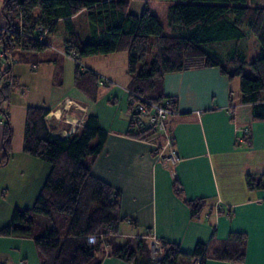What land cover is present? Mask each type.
<instances>
[{"label": "crops", "instance_id": "0c3cea01", "mask_svg": "<svg viewBox=\"0 0 264 264\" xmlns=\"http://www.w3.org/2000/svg\"><path fill=\"white\" fill-rule=\"evenodd\" d=\"M3 2L0 0L1 29L7 25ZM167 2L166 13L171 1ZM145 4L158 16L157 2L153 6ZM61 48L55 49L52 44L43 50L42 57L38 56L40 50L16 53L9 59L0 49V71L3 57L9 65L13 59H34L32 70L36 72L29 78L32 83L22 86L16 77L17 84L29 91L20 98L24 126L28 106L48 107L46 124L59 137L81 128L90 114L97 115L106 137L101 151L90 156L89 165L94 176L118 192L122 218L106 235L122 234L126 239L135 238L134 243L140 238L149 241L156 235L192 255L200 243L212 250L221 246L231 232H242L246 235L243 261L207 256L203 264H264V186L256 184L264 183V119L254 118L252 104L242 101L237 78L223 74L218 66L166 74L164 94L177 100L178 111L169 121L180 155L178 162L166 163L155 152V142L128 134L127 89L132 76L127 72V55L120 51L96 56L94 59H105L103 66L92 58L90 66L108 78L98 83V97L92 100L76 87V64ZM121 59L124 73L115 67ZM11 67L14 71L13 63ZM2 106L9 112L15 137L13 104L8 101ZM4 124V117H0V159ZM23 138L24 131L19 145L12 138L11 156L0 164V228L11 222L16 207H32L51 170L49 161L23 150ZM250 176L255 179L253 185ZM198 199L203 206L196 216L189 201ZM106 235L101 236L100 264H136L113 253L128 239L108 240ZM34 236L0 234V264H40L41 253ZM189 258V264H193Z\"/></svg>", "mask_w": 264, "mask_h": 264}, {"label": "trees", "instance_id": "16d2710c", "mask_svg": "<svg viewBox=\"0 0 264 264\" xmlns=\"http://www.w3.org/2000/svg\"><path fill=\"white\" fill-rule=\"evenodd\" d=\"M165 25L145 4L140 14L130 10L131 0H4L3 14L7 25L1 29L0 49L6 58L16 53L45 50L52 46L47 39L58 25L65 26L62 53L71 56L76 64V87L96 100L100 74L92 67L82 70L81 63L93 55L113 52L127 53V71L131 73L130 90L138 95L161 101L166 74L187 69L218 66L230 78L240 77L242 101L252 104V116L264 119V0H169ZM87 16L88 39L74 20ZM167 27L168 30L167 31ZM247 33L260 43L259 55L248 61L237 48L221 52L214 42L243 39ZM156 51H153V48ZM18 61V59H17ZM249 64L254 75L245 73ZM11 64L0 71V109L5 119L3 156L5 164L11 156L13 128L9 112L2 104L10 99V86L17 85ZM5 75V76H4ZM50 109L28 106L25 117L23 150L51 163V170L34 204L14 209L12 220L0 228V234L33 236V213L69 219L64 234L57 226L36 235L35 243L41 253L40 264H100L98 252H103L101 236L115 230L119 221V194L106 181L94 176L87 155L98 154L104 144L106 131L95 114H90L81 128L65 137L53 134L45 121ZM128 134L148 141H160L153 128ZM98 141L92 145L93 139ZM253 185L254 178H248ZM258 186H264L256 181ZM192 215L202 209L201 199L191 200ZM96 242L88 235L99 233ZM246 235L233 231L221 246L212 250L206 243L197 245L194 254H185L178 244L163 241L161 259H153L149 241L140 238L115 247L113 253L136 264H178L183 256L198 259L203 264L207 256L230 261L246 258ZM95 260V261H93Z\"/></svg>", "mask_w": 264, "mask_h": 264}, {"label": "rangeland", "instance_id": "374dc122", "mask_svg": "<svg viewBox=\"0 0 264 264\" xmlns=\"http://www.w3.org/2000/svg\"><path fill=\"white\" fill-rule=\"evenodd\" d=\"M145 1L150 6H153L154 4H156V2L158 3L155 6V9L157 12H159V14H158L159 19L166 25L167 24V18H166L165 9H166V5L168 3L167 0H131L130 10L133 11L134 13H137V14L141 13L143 8H144ZM163 13H164V15H163ZM77 25L83 31L84 38L88 39L87 34L85 35V32L87 31V16L85 14L81 15L77 19ZM167 31H170V30H168V27H167ZM64 37H65V26L63 23H60L58 25L57 30L54 33L49 34L47 39L53 44V48L59 49L60 46L62 45ZM213 45L222 53L223 52L227 53V51H230L234 48H237L240 51H242L243 53H245L248 61L255 59L259 55L260 47H261V43H260L259 39L250 33H247L246 37H244L243 39H228L225 41L214 42ZM153 51L154 52L156 51L155 47L153 48ZM121 54L127 55V53L125 51H121ZM43 55H45V52L42 50L38 54V56L42 57ZM96 56L104 57L103 55L90 56L89 59L86 57L87 59L85 58L83 63L90 66V63H91L90 61L92 60V58L93 59L98 58ZM13 60H11V63H13V70L14 71L6 72L5 75L8 76V75H14L15 74V77L18 78V80L21 82L22 86H26V85H29V83H32L31 80H29V78L30 79L32 78L31 73L36 72L35 70H32L33 69L32 64L34 62V59L33 58L28 59V60L21 59L19 61H15V62H13ZM70 60H72V62H75L72 57ZM94 60H95V62L100 60L99 61L100 66H103L102 64L105 61V59H94ZM123 63H124V61L121 59L120 61H117L115 64V67L117 68V70H121L122 73H124ZM39 64L42 65V62H39ZM1 65H2V71H5L6 68L9 66L8 60L3 57L1 59ZM101 70H102V72L106 73L104 67ZM245 73L248 75H252V76L254 75V72L252 71L249 64H246V66H245ZM100 74L102 75V78L107 77L102 73H100ZM130 74L131 73L128 72V75H130ZM236 78H237L236 80L238 82H240V77L236 76ZM21 85H18V84L14 85V86L12 85V86H10V90H9V93H10L9 103L13 104L12 108H13V115H14V126L16 129L15 130V137L13 135V139H14L16 145L17 144L19 145L21 143L20 137L22 136L23 131H24V125H23L24 122L22 120V111L20 110L22 100L20 98L26 93V91L29 93L28 90H26V89L23 90ZM28 93H26V94H28ZM263 94H264V91H263ZM94 140H92V142H91L92 145H94V143H95ZM90 156L91 155H87L84 158L85 163L89 164ZM32 218L34 220V222L32 224V228H33V233L35 235H40V234L46 233V231L48 229H52L54 226H57V228L60 230V232L62 234H64L67 227H68V224H69V219L67 218V216L65 214H61V215L56 216L57 220H56L55 224H54V221L50 215L33 213ZM121 235L117 236V235L111 234L110 236L106 235L105 237L108 240H115V241L124 239L123 242H125L128 239V242H131V243L132 242L134 243L135 242L134 240H136L135 238H131V237L126 239V236H121ZM111 245H114V244L113 243L110 244V248L112 249L113 246H111ZM98 254L103 255V253H100V252H98ZM96 259L98 260L100 258L96 257ZM93 261H95V260H93ZM189 261H190L189 257L183 256L180 258L179 263L180 264H189Z\"/></svg>", "mask_w": 264, "mask_h": 264}, {"label": "built area", "instance_id": "2783aa9c", "mask_svg": "<svg viewBox=\"0 0 264 264\" xmlns=\"http://www.w3.org/2000/svg\"><path fill=\"white\" fill-rule=\"evenodd\" d=\"M81 66L82 70H86L88 65L81 63ZM100 76V83L108 81L107 77L102 78L101 74ZM127 91L129 93L130 125H132L134 131H144L149 128L156 130L161 135L160 141H153L156 145L155 152L157 155L166 163L178 162L180 155L174 146L169 121L171 116L178 111L176 98L174 96H166L161 101H157L144 95H138L133 90L127 89ZM0 117L3 118L1 109ZM248 132V128H245V133ZM99 234H102V232L89 234L88 240L90 242H96ZM149 245L152 258L161 259L163 253L162 239L153 235L149 239Z\"/></svg>", "mask_w": 264, "mask_h": 264}]
</instances>
